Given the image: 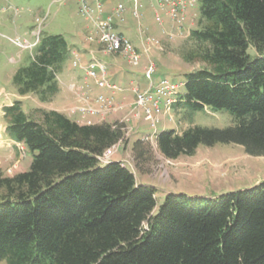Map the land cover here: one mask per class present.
Listing matches in <instances>:
<instances>
[{
    "label": "trees",
    "instance_id": "1",
    "mask_svg": "<svg viewBox=\"0 0 264 264\" xmlns=\"http://www.w3.org/2000/svg\"><path fill=\"white\" fill-rule=\"evenodd\" d=\"M197 6V27L188 35L193 48L183 59L203 67L184 74L173 108L226 110L233 125L163 131L156 150L176 160L199 146L234 144L264 157V0ZM69 57L61 35L40 38L12 77L17 95L51 102ZM3 111L10 138L32 159L26 172H0V262L264 264V182L215 199L168 193L157 206L154 188L138 183L129 166L98 159L123 139L124 125H86L44 109L34 120L21 101ZM131 153L136 166L152 159L141 138Z\"/></svg>",
    "mask_w": 264,
    "mask_h": 264
},
{
    "label": "rangeland",
    "instance_id": "2",
    "mask_svg": "<svg viewBox=\"0 0 264 264\" xmlns=\"http://www.w3.org/2000/svg\"><path fill=\"white\" fill-rule=\"evenodd\" d=\"M101 4L103 0H99ZM152 0H138L139 21L132 16L133 0H115L120 2L125 12L123 21L115 20L117 31L141 54L138 66L128 62L121 54H107L104 46L99 43L98 36L90 21L79 13V4L75 0H0V172L4 176L26 172L29 169L32 156L26 148L14 142L8 133V122L3 109L10 103L21 101L23 111L32 119H38V109L57 110L71 120L80 123L90 121L92 124L120 123L125 127V140L109 149L110 155L106 161H115L129 165L138 183L151 186L155 190V199L159 206L166 194H182L187 198L215 199L221 195L250 188L264 182V157H252L244 153L242 147L234 144H216L212 147L199 146L192 156H181L176 160H167L156 150L152 142V159L146 164L136 166L131 147L134 141L144 135H158L163 131L174 130L177 133L198 126L209 129H225L233 125V117L226 110L213 111L210 108L192 110L188 107H172L169 115L164 113L163 105L159 122L155 127L150 120L145 119V113L135 109V94L131 87H139L145 91L149 83L144 78V70L148 59L140 46L138 32H143L145 47L148 48L149 61L156 65L153 81L166 78L180 85L178 94L184 92V74L203 67L200 63H187L183 57L193 48L188 34L177 29L176 24L169 19L158 25L153 18ZM96 0H87L88 6L94 8ZM109 13L115 5L110 0ZM156 7V4H153ZM198 6L187 11L186 22L191 30L196 29ZM77 34H81L90 52L105 64L121 65L126 76L134 80L119 84L122 92L119 101L106 109H100L96 103L98 95H103L106 89L97 93L91 81L74 84L69 81L67 68H72L69 59L58 74L59 91L51 102L40 104L33 95L20 97L12 85V77L22 66L30 62L35 53L36 43L43 36L61 35L67 44L73 43ZM92 37V38H91ZM92 39V40H89ZM143 38V39H144ZM152 39L156 42H151ZM89 49V50H88ZM254 56L253 49L248 50ZM91 55V56H92ZM80 63H85L78 55ZM90 61V58L88 62ZM87 62V63H88ZM114 70V69H113ZM80 71V69H76ZM110 68L107 73L110 78ZM126 78V79H127ZM90 82V83H88ZM74 85V86H73ZM116 85V84H115ZM108 92V91H107ZM118 93V92H117ZM131 93V98L124 100L123 94ZM120 94V93H119ZM118 94V95H119ZM111 96L113 94H104ZM87 100H84L86 99ZM114 97V96H113ZM84 98V99H83ZM94 113H83L88 105ZM174 106V105H173ZM118 162V161H117ZM0 264H5L0 262Z\"/></svg>",
    "mask_w": 264,
    "mask_h": 264
},
{
    "label": "built area",
    "instance_id": "3",
    "mask_svg": "<svg viewBox=\"0 0 264 264\" xmlns=\"http://www.w3.org/2000/svg\"><path fill=\"white\" fill-rule=\"evenodd\" d=\"M79 4V13L90 21L95 29V34L98 36L99 43L104 46V52L107 54H121L128 62L134 66H138L141 58V54L136 50V48L124 37L123 34L117 32L115 20L123 21V14L125 8L121 3H118L112 9V12L108 16H104V4H101L99 0H96L94 8L88 6L87 0H75ZM156 4V7L153 4ZM198 3V0H152L150 1L151 6L153 7V17L155 22L158 25H162L166 19H169L170 22L176 24L177 29L181 30L186 34H190L191 28L188 27L186 22L187 11L193 9ZM132 16L133 18L139 21L138 13V0H133L132 3ZM143 32L140 30L138 32L140 37V46L143 49V53L148 59V66L144 70V78L149 83L148 89L142 91L139 87H131L130 90L135 94V109L145 113L147 120H150L151 126L155 127L159 122V116L162 112L160 104L163 105L164 113L171 112L173 105L177 101L178 89L180 85L170 81L166 78H160L156 84L153 81V77L156 74V65L149 61L148 58V48L145 45V36L143 37ZM92 38V37H91ZM144 38V39H143ZM89 40H92L89 38ZM151 42H156L152 39ZM38 41L33 44V47H36ZM157 43V42H156ZM73 69H80L84 71L85 81H91L94 86L99 89H106L109 93L114 94L120 92L122 89L112 84L109 80L107 73V66L105 63L99 59L91 56L90 61L84 66L80 63L77 55H74V61L72 63ZM113 95L105 96L98 95L96 103L99 104L100 109H106L111 107L114 104ZM84 99V98H83ZM88 102L87 97L84 99ZM86 112L93 114L94 111L90 108V104ZM93 108V107H92ZM142 108V109H140ZM140 110V111H139ZM87 113V114H88ZM170 120L172 117L169 115ZM84 124H92L90 121L85 122ZM120 124V123H118ZM115 127V126H114ZM125 127L123 128V139L120 140L118 144H121L126 137ZM154 135H144L141 140L146 143L154 142ZM155 143V142H154ZM116 146V145H115ZM115 146L113 148H115ZM110 155L104 154L98 159L103 164L108 163L106 161L107 157ZM126 165V164H125ZM129 166V165H127Z\"/></svg>",
    "mask_w": 264,
    "mask_h": 264
},
{
    "label": "crops",
    "instance_id": "4",
    "mask_svg": "<svg viewBox=\"0 0 264 264\" xmlns=\"http://www.w3.org/2000/svg\"><path fill=\"white\" fill-rule=\"evenodd\" d=\"M110 1L112 2L113 5H116L115 0H110ZM103 3H104V14L103 15L104 16H108L110 14L109 11H110L111 7L109 9V4H107V0H103ZM149 3H150V1H149ZM116 30H117V27H116ZM119 33H121V32H119ZM68 47H69V52H70L69 59L72 60L73 55H78L85 62V63H82L84 66L87 64L89 58L91 59V55L92 54L90 52H87V46L84 43L83 37L81 36V34H77L76 38L73 40V43L69 44ZM92 56H94V55H92ZM97 58H99V56ZM100 61H102V60H100ZM106 66H108V68H110V71H113V72H109L110 73L109 80H110V82L112 84L119 85V84H122V83H125V82L128 81V85L129 84L133 85V82H134L135 79L134 80H131V79L128 80V78L126 77L128 75L126 74L125 70L122 68L121 65H117V64L114 65L112 63H107ZM67 76L69 78V81L70 80L74 81V84H77V82L78 83L85 82V79H84L85 76H84V71L83 70L76 71V69L68 67L67 68ZM88 83H90V82H88ZM92 85H93V83H92ZM93 87H94V89H95V91L97 93H102V92H99V89H97L94 85H93ZM103 93L104 94H111V93H109L107 91H104ZM120 95H122V92H118V93L116 92V93L113 94L115 100L117 99L118 101H119L120 97H117V96H120ZM131 96H132L131 93L123 94V97H124L123 99L124 100L129 99V98H131ZM11 104L12 103H10L8 106H10ZM55 111H57V110L55 109ZM115 161H119V160L115 159Z\"/></svg>",
    "mask_w": 264,
    "mask_h": 264
}]
</instances>
